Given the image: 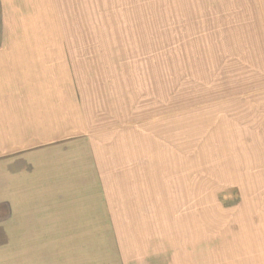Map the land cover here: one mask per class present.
Returning a JSON list of instances; mask_svg holds the SVG:
<instances>
[{
    "label": "rangeland",
    "instance_id": "374dc122",
    "mask_svg": "<svg viewBox=\"0 0 264 264\" xmlns=\"http://www.w3.org/2000/svg\"><path fill=\"white\" fill-rule=\"evenodd\" d=\"M15 4L0 53H62L82 115L28 147L81 214L35 264H264V0Z\"/></svg>",
    "mask_w": 264,
    "mask_h": 264
},
{
    "label": "crops",
    "instance_id": "0c3cea01",
    "mask_svg": "<svg viewBox=\"0 0 264 264\" xmlns=\"http://www.w3.org/2000/svg\"><path fill=\"white\" fill-rule=\"evenodd\" d=\"M18 2L30 10L38 0H0L2 24H39ZM9 52L0 53V264H35V248L39 252L40 244L34 235L75 232L65 228V217L77 219L81 214L73 194L65 195L68 206L60 205L61 196L51 187L59 184L49 181V175L34 178L35 165L48 171L55 161L48 150L28 147L33 138L66 136L59 130L75 128L82 115L75 103L66 104L60 93L51 92L67 86L69 91L75 89V84L65 81L67 62L62 53H19L15 48ZM60 75L63 80L58 81ZM40 183L45 189L35 193Z\"/></svg>",
    "mask_w": 264,
    "mask_h": 264
}]
</instances>
